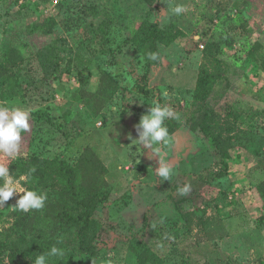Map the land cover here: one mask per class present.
Returning <instances> with one entry per match:
<instances>
[{"label":"rangeland","instance_id":"rangeland-1","mask_svg":"<svg viewBox=\"0 0 264 264\" xmlns=\"http://www.w3.org/2000/svg\"><path fill=\"white\" fill-rule=\"evenodd\" d=\"M236 2L0 0V105L28 110L30 123L16 157L0 162L19 187L47 197L29 212L15 206L23 194L0 206V264H34L53 246L64 255L48 264H142L137 241L160 264H264V211L253 192L264 180V0H247L244 13ZM177 5L186 11L175 15ZM145 21L164 31L157 70ZM102 73L116 79L114 91L100 90ZM157 102L176 118L165 121L169 143L151 150L136 125ZM201 119L204 130L192 132ZM87 147L111 186V205L92 216L96 261L79 251L83 224L70 197H85L78 165ZM153 153L171 161L168 181L156 176ZM63 162L77 174L75 194ZM20 219L31 228L19 229Z\"/></svg>","mask_w":264,"mask_h":264},{"label":"trees","instance_id":"trees-1","mask_svg":"<svg viewBox=\"0 0 264 264\" xmlns=\"http://www.w3.org/2000/svg\"><path fill=\"white\" fill-rule=\"evenodd\" d=\"M249 3L247 0H237L236 6L241 10V12H245V8ZM141 30L145 32L147 35V41L149 42V51L150 53H157L159 59L153 60L155 70L158 69L162 65L161 63V55L159 44L164 41V31L159 27L157 23H150L148 21L143 22L141 26ZM261 50V44L257 43L253 50L250 52V55H255ZM201 84L202 81L200 79L199 85L196 88V95L201 94ZM231 87V84H228ZM99 87L101 91L106 92L114 91L118 87V82L116 79L109 73H102L99 79ZM111 96V95H110ZM197 97V96H196ZM198 98V97H197ZM105 107V103L97 106V113L103 111ZM178 124L175 125V130L178 128ZM204 121L198 120L194 124L191 125L190 129L192 132L196 133L199 130H204ZM227 142V141H226ZM224 142L222 147V159L224 165L227 166L228 160L230 159V144H226ZM63 172L67 178V183L70 186L71 194H75L77 192V182L78 177L73 168H71L67 162H63ZM78 168L81 172L82 177V186L84 188L85 197L81 200H77L75 197L71 201L73 204L80 210L79 221L83 224L80 232V243H79V251L82 254H87L93 261H96L99 256V251L91 242L90 238V227L92 225V216L94 211L99 207H105L111 205L110 193L111 186L107 181L106 174L107 168L102 160L99 158L98 154L91 147H87L79 160ZM253 192L255 195V199L258 200V204L260 208L264 211V180L255 184L253 188ZM120 204V203H118ZM55 207L59 209V216L62 215L61 209H65V206L62 204H58ZM54 217V216H53ZM26 223V225H25ZM31 222L20 219L17 223L19 229L29 230L31 228ZM25 226V227H24ZM24 227V228H23ZM133 252L137 257L138 261L142 264L148 263V259L152 264H160V259L155 258L152 254L151 250L142 242L137 241L133 244ZM150 257V258H149ZM155 259V260H154ZM157 259V260H156ZM149 262V263H150Z\"/></svg>","mask_w":264,"mask_h":264},{"label":"clouds","instance_id":"clouds-1","mask_svg":"<svg viewBox=\"0 0 264 264\" xmlns=\"http://www.w3.org/2000/svg\"><path fill=\"white\" fill-rule=\"evenodd\" d=\"M186 11L183 5H177L172 9L175 15H180ZM161 15H164L161 13ZM151 60L159 59L157 53H149ZM169 118H176V114L167 104L159 102L151 106L149 111L142 115L136 125L140 145L146 149H153L154 145H165L169 143V132L165 121ZM30 130L29 111L16 106L0 105V161L4 159H14L19 152L22 141V134ZM158 166L155 168L156 176L163 181H168L173 175V165L171 161L165 160L156 153ZM0 206L4 205L10 198L17 194H23L16 202V207L24 212L44 207L46 194L36 190H27L19 187V182L14 180L10 174L6 163L0 162ZM189 186L185 184L177 189L178 195H186ZM64 251L56 246L51 247L48 252H43L36 256L34 264H48L49 257L63 256Z\"/></svg>","mask_w":264,"mask_h":264},{"label":"built area","instance_id":"built-area-1","mask_svg":"<svg viewBox=\"0 0 264 264\" xmlns=\"http://www.w3.org/2000/svg\"><path fill=\"white\" fill-rule=\"evenodd\" d=\"M25 0H21V3H24ZM59 0H54V3L57 4Z\"/></svg>","mask_w":264,"mask_h":264},{"label":"crops","instance_id":"crops-1","mask_svg":"<svg viewBox=\"0 0 264 264\" xmlns=\"http://www.w3.org/2000/svg\"><path fill=\"white\" fill-rule=\"evenodd\" d=\"M20 2H21V0H20ZM25 2V1H24ZM23 4V3H22Z\"/></svg>","mask_w":264,"mask_h":264}]
</instances>
